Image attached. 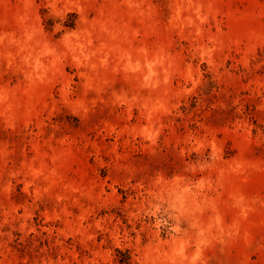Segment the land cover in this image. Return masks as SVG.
Here are the masks:
<instances>
[{
	"label": "rangeland",
	"instance_id": "rangeland-1",
	"mask_svg": "<svg viewBox=\"0 0 264 264\" xmlns=\"http://www.w3.org/2000/svg\"><path fill=\"white\" fill-rule=\"evenodd\" d=\"M264 264V0H0V264Z\"/></svg>",
	"mask_w": 264,
	"mask_h": 264
},
{
	"label": "trees",
	"instance_id": "trees-1",
	"mask_svg": "<svg viewBox=\"0 0 264 264\" xmlns=\"http://www.w3.org/2000/svg\"><path fill=\"white\" fill-rule=\"evenodd\" d=\"M118 254H122V257H119V261L121 264H133L132 257L128 250H122L121 248H117Z\"/></svg>",
	"mask_w": 264,
	"mask_h": 264
}]
</instances>
